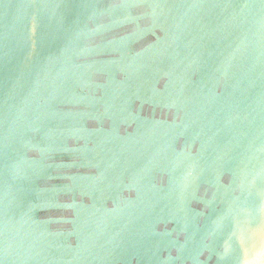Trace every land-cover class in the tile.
Instances as JSON below:
<instances>
[{
    "label": "water",
    "instance_id": "1",
    "mask_svg": "<svg viewBox=\"0 0 264 264\" xmlns=\"http://www.w3.org/2000/svg\"><path fill=\"white\" fill-rule=\"evenodd\" d=\"M0 264H264V0H0Z\"/></svg>",
    "mask_w": 264,
    "mask_h": 264
}]
</instances>
